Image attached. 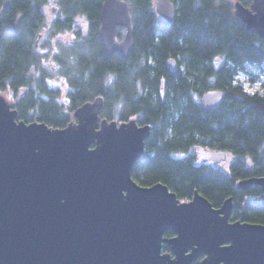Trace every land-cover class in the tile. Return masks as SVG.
<instances>
[{
  "label": "trees",
  "instance_id": "obj_1",
  "mask_svg": "<svg viewBox=\"0 0 264 264\" xmlns=\"http://www.w3.org/2000/svg\"><path fill=\"white\" fill-rule=\"evenodd\" d=\"M126 1L133 46L122 58L106 55L97 36L103 0H11L0 14V91L15 98L17 119L62 128L75 120L72 114L81 104L101 97V118L150 126L131 170L136 183L165 184L181 202L196 191L215 208L230 197V221L264 224V199H250L260 196L261 188H236L241 179L264 176V93L247 92L236 78L250 70L255 71L250 82L264 75V41L245 28L229 0H171L176 7L171 22L155 12V0ZM48 4L55 18L47 30L75 35L53 51L55 78L67 83L65 101L39 65ZM122 33L118 28V37ZM168 58L176 60V70L165 66ZM211 89L225 96L216 109L203 110L201 95ZM212 151L224 152L225 159L207 160ZM162 251L170 250L163 244Z\"/></svg>",
  "mask_w": 264,
  "mask_h": 264
},
{
  "label": "water",
  "instance_id": "obj_2",
  "mask_svg": "<svg viewBox=\"0 0 264 264\" xmlns=\"http://www.w3.org/2000/svg\"><path fill=\"white\" fill-rule=\"evenodd\" d=\"M249 1L233 3L234 13L264 41V0ZM10 5L3 0L0 14ZM175 9L171 0H155L166 22ZM97 36L106 55L127 57L133 46L128 1L103 0ZM165 66L176 70V60ZM224 96L219 89L204 92L201 108L216 109ZM102 110L96 97L73 112L75 121L53 128L17 119L0 94V264H264V224L230 221V197L215 208L196 191L181 202L165 184L136 183L131 170L150 126L108 121ZM225 157L212 151L207 160ZM250 185L262 191L250 199H264V176L236 182L237 189Z\"/></svg>",
  "mask_w": 264,
  "mask_h": 264
},
{
  "label": "rangeland",
  "instance_id": "obj_3",
  "mask_svg": "<svg viewBox=\"0 0 264 264\" xmlns=\"http://www.w3.org/2000/svg\"><path fill=\"white\" fill-rule=\"evenodd\" d=\"M236 1L238 0H229L231 4L235 3ZM51 5L52 4H48L44 7L46 23L42 27L43 28L42 31H45V29L47 30V28L50 26V22L55 18V11L54 12L51 11V7H52ZM79 24L85 27V20L81 19L79 21ZM119 28L124 33V28L121 27ZM74 38L75 35L72 30L57 32V33H51L50 31L47 30V32H45V36L39 40V45H38L39 65L41 66V68H43V73L48 78L49 87L58 90L59 93L58 99L60 101H65L64 96H66L65 93L67 90V83L62 76L55 78V73L57 71V64L53 58V51L55 50L56 44L58 43L67 44L72 40H74ZM47 43L49 44L50 48L48 47ZM254 73H255L254 70H250V72L247 74H243V73L238 74L236 78L244 86L247 92L253 93L255 91H259L264 93V75H261L259 79L250 82L249 77ZM0 94L3 97H5V99L11 105H13L15 98L11 95V93L7 91H0ZM223 165H225V163H223Z\"/></svg>",
  "mask_w": 264,
  "mask_h": 264
},
{
  "label": "flooded vegetation",
  "instance_id": "obj_4",
  "mask_svg": "<svg viewBox=\"0 0 264 264\" xmlns=\"http://www.w3.org/2000/svg\"><path fill=\"white\" fill-rule=\"evenodd\" d=\"M47 78V77H46ZM48 79V78H47ZM48 83H49V81H48ZM65 97V100H66V96H64Z\"/></svg>",
  "mask_w": 264,
  "mask_h": 264
}]
</instances>
